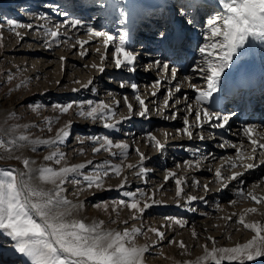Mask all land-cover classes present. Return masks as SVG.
I'll return each mask as SVG.
<instances>
[{
	"label": "rangeland",
	"instance_id": "1",
	"mask_svg": "<svg viewBox=\"0 0 264 264\" xmlns=\"http://www.w3.org/2000/svg\"><path fill=\"white\" fill-rule=\"evenodd\" d=\"M59 1H61L59 4L52 6L49 2L53 1L49 0H0V141L4 142V145L0 146V169L23 170L22 159L24 158L34 161V168L45 164L59 167L54 162L44 160V157L57 147L65 153L67 161L72 164L88 160H92L94 164L106 160L118 164L123 159L124 165H138L135 168L125 166L121 176L110 174L104 180L105 187L103 189H87L83 182L81 185L68 183L65 185L64 194L73 203H82L83 206L78 210V216L85 219L86 222L103 220L105 227L121 231L125 227L141 228L146 235L137 236L136 243L138 245L146 244L149 247V252L145 254L146 264H184V261H194L204 254L203 245L207 244L209 250L213 247L209 237L215 239L216 247H232L236 243H245L251 239L254 233L236 221L246 209L255 207L258 211L248 213L245 217L246 222L264 224V203L256 204L245 195L252 189L254 191L256 189L257 192L264 190V181H262L264 180V164L257 165L260 167L259 170L263 171L259 178L250 179L241 186L245 191L243 197L239 196L236 199V195L233 194V190H236L239 185L235 182L236 180L224 181L227 184V187H223L225 188L224 192L227 193L224 198L216 194L210 195L222 188L220 187L221 181L214 176L219 160L215 159V164H209L207 174L191 172L196 170L195 162L203 157L208 149L219 147L220 141L209 140L213 137V130L199 128L195 125V116L188 115L186 103L183 104L184 106H179L186 99H180L181 103L177 104L176 102L179 100L173 94L169 101L171 107L166 111L164 99L168 92L167 86L169 83L172 84H169L170 89L174 90L176 85L172 83L173 79L168 83V79L171 77L170 71L169 73L163 72L162 67L156 64L159 61L157 57L146 56L157 52L158 43L153 45V49L147 46V50H132L137 56L134 64L135 72L115 66L113 59L115 45L110 44L106 50L102 37L92 36V41H89L88 44L83 47L77 45V38L87 40L84 39L86 33L80 27L76 29L62 27L61 33L67 32V36L61 35L60 42L57 43L44 35L45 28L62 23L65 20L62 13L75 12V9L65 8L68 6L67 0ZM118 1L83 0L73 3L72 6L78 10H83L85 6H95L94 13L89 15L90 18L85 17V19L89 23H93L91 28L96 31L110 32L118 43L122 29H124L122 19L129 20L128 15L126 16V9L118 7ZM97 2L101 4L99 5ZM27 3L29 4L28 9L24 10L20 5ZM173 6H175L174 3ZM116 7L120 8L119 14L114 12ZM176 13L178 10H175ZM161 14L162 11L158 10L154 16L161 19ZM205 16L208 15L201 14L203 19ZM41 17L44 18L41 19ZM186 19L187 17L184 18V21ZM9 20H16L22 24L30 23L34 27L32 29H16L21 33V36L18 37L10 29ZM160 21L157 20V23ZM202 24L204 25V21ZM159 30L162 31L163 28L161 27ZM201 35L203 37V33ZM153 41L159 42V39H153ZM49 43L52 44L51 48L47 46ZM204 43V39H201L195 46L192 43L189 49L193 52L187 53L188 56L185 58L183 52L180 53L179 61L185 60L183 69H187L184 74L194 72L193 68L198 66V63H194L198 59L194 51L199 52V46ZM72 45H76V47ZM96 49H100V51L97 52ZM85 50L86 55L81 56L80 53ZM102 55L107 57L103 62H101ZM61 57L64 59L61 60ZM149 59L151 60V62L149 61L150 65L146 68L145 62H148ZM137 61H142V63H137ZM93 64H102L104 71L100 72L98 68L92 67ZM169 67L171 69L172 65L169 64ZM176 69L178 70L177 67ZM9 76L12 77L11 80H9ZM146 78H149L148 82ZM157 79L161 80L158 90L154 87ZM89 80L92 81L89 87L82 88L81 85L88 83ZM132 84L137 85L135 90L131 87ZM179 87L180 91L185 89L182 83ZM72 89L79 90L72 91ZM154 91L156 94L152 95ZM185 92L187 91H182L178 96L181 98ZM137 93L144 99L145 105L149 109L145 117L135 114L140 111V105L135 100ZM125 97L128 98V103L133 105V114L129 119L121 120V117L129 116L127 105L124 102ZM88 99L96 102L104 101L112 107L115 112L114 119L120 121L117 130L103 128V122L100 120L94 122L90 118L85 119L79 116L76 109L70 110L67 114H60L53 108V105L57 103L73 100L79 102ZM37 104L41 107L38 111H34L31 106ZM174 107H177V118L171 119L170 117L175 111ZM232 108L229 106V109ZM186 115H188V119H193L191 121L193 125L191 128L193 142L191 144L181 142L187 139V135L182 132L178 133L179 129L184 128L183 120ZM57 116L59 120L53 122L52 131L49 132L45 126V119ZM69 121H71L69 135L61 144L37 146L34 151L31 144L18 140L21 134H30L32 139L37 137L47 139L50 136H55L56 130ZM17 125H29V127L27 129L17 128ZM209 125L207 124V127ZM199 130H203L201 135L204 136V143L195 142L200 139ZM149 132L155 135L167 148L158 152L148 140L147 133ZM102 135H109L114 142L123 141L129 144L127 157L112 156L111 153L103 150L93 153L92 149L97 145L91 137ZM12 140H16V143L10 144L9 141ZM171 141L177 142L168 144ZM136 149H139V152L146 157L142 164ZM113 151L118 152L119 150L113 149ZM229 153H233L234 156L236 154L234 150ZM259 155L258 153L256 159L251 162L257 164ZM17 156L21 159H16ZM155 157L157 160L149 162ZM185 161L192 162V166L185 164ZM244 162L246 163V161ZM239 163L238 161L237 164L239 165ZM207 164L208 162H205L202 165ZM141 168L147 169V171L140 174ZM230 169L232 168L228 167L225 170L224 177L230 176ZM235 169L240 171L243 168L237 166ZM83 171L88 174L93 171V166H87ZM170 171L175 172L178 178L183 179L181 186L184 191L180 197L176 196L175 179L165 180V176ZM203 177L208 178L205 179L207 181H203ZM125 179L127 182L124 187L118 188L117 186ZM197 182L199 183L197 184ZM204 185H208L207 191H205ZM44 186L51 187V185ZM137 189L143 190L148 195L154 193L153 198L161 203L152 205L143 214H138L137 219L130 218L131 210L127 208L119 210L117 219V212L113 211L111 206L107 211L95 207L102 201L111 204L112 201L124 198L123 191H136ZM188 196H196L198 199L188 202ZM214 201L217 202V205L213 203ZM232 201L235 203H231ZM172 205L174 207L169 209ZM158 208L165 209L159 211ZM157 210L158 212H156ZM229 216L232 217L231 220L227 219ZM171 217L182 219L186 223L181 227L167 219ZM112 220H117V223H112ZM121 221H127V224ZM151 228H157L163 232L164 238L160 239L156 233L150 231ZM193 230L196 232V236L192 235ZM170 241L176 243H170ZM180 241L184 242L185 249L179 247ZM13 244L11 238L4 236L0 231V264H30L26 257L22 258L16 252ZM263 259L264 257H259L254 261L246 262V264H262ZM223 264H228V262L225 261Z\"/></svg>",
	"mask_w": 264,
	"mask_h": 264
},
{
	"label": "snow or ice",
	"instance_id": "2",
	"mask_svg": "<svg viewBox=\"0 0 264 264\" xmlns=\"http://www.w3.org/2000/svg\"><path fill=\"white\" fill-rule=\"evenodd\" d=\"M220 11L208 18L205 24V32L203 38L205 43L199 46V52L203 56L202 65L193 68V71L200 74L206 81L205 88H199L192 84L191 78L186 77L189 81V87L196 90L198 93L196 97V105L189 104L187 106L188 115L195 116V125L202 126V121L205 123L212 121H220L211 126L215 128L225 127L230 115H221L219 112L211 111L204 106V102L213 96V93L218 92L222 75L230 68L235 59H239L242 55V50L249 42V38L264 41V0H217ZM67 16L68 13H62ZM178 15L184 21L185 13L183 8L178 10ZM44 17H41L43 19ZM203 20V17H201ZM187 24H192V20L184 21ZM81 19H65L62 23L54 27H48L44 30V35L50 37L52 40L59 43L61 35L67 36V32L61 33L62 27L76 29L82 25ZM10 29L19 37L21 33L16 31L18 28L32 29V24H22L16 20H9ZM43 27V26H41ZM89 39L92 36L102 37L103 45L107 50L108 46L115 45L113 51V59L117 68H127L129 72H135L134 66L137 59L136 54L125 46L127 33L120 36L119 42L110 33L105 31H96L89 27ZM160 36L167 40L169 34L161 32ZM177 41H183L186 37L181 33L175 36ZM89 40H80L77 38V45L83 47L88 44ZM49 48L52 44H47ZM76 47V45H72ZM97 52L100 49H96ZM81 56L86 55V50L82 51ZM107 57L102 55L101 62ZM64 57H61L63 60ZM164 73H169L174 80L177 76V69L169 67L167 62L161 64ZM92 67L98 68L100 72L104 71L101 65L93 64ZM12 77L9 76V80ZM79 83V82H77ZM92 83L91 80L86 84H82V88H88ZM161 85V80L155 81L154 87L158 90ZM123 87V85H121ZM131 87L135 90L136 84ZM79 89H72L78 91ZM180 87L175 88V92H179ZM155 91L152 95H155ZM173 89L168 90L167 97L164 100V107H171L169 101L172 99ZM135 100L140 105V111L135 113L141 117H145L149 109L145 105L144 99L137 93ZM127 105L129 116L121 117V120H127L133 114V105L128 103V98H124ZM119 103L118 101L116 102ZM180 104L181 101H177ZM34 111H38L41 105L31 106ZM54 110L60 114H67L70 110L76 109L77 114L85 119L90 118L92 121L100 120L103 122V128L110 130H117V125L120 121L114 119L115 112L112 107L104 101H93L91 99L83 101H69L66 103H57L53 105ZM188 115L184 117V128L179 129L178 133L182 132L187 135L189 139L192 138L191 131L192 123L188 119ZM171 119L177 118V112L174 111ZM59 117L46 118L45 126L49 132L52 131V124L58 121ZM111 121V122H110ZM71 121L56 130L55 136H50L47 139L37 137L32 139L30 134H21L18 137L19 141H26L36 150L37 146H55L63 143L69 135V128ZM17 128L23 127L27 129L29 125H17ZM243 134L250 142V150L247 155H244L241 148L237 145H232L237 148V156L235 160L231 157L227 158L225 163L232 168L237 166L242 167L245 171L257 167L256 163L244 161H254L257 156L258 149L261 157H264V134L256 130V126L246 124L243 128ZM167 135V134H166ZM147 137L151 145L158 151H163L165 144L161 143L159 139L151 132L147 133ZM91 139L96 143V147L92 149L93 153L100 151H108L112 156H119L126 158L128 155L129 144L118 141L114 142L109 135L93 136ZM200 139H204L200 136ZM10 144H15L16 140L9 141ZM4 142L0 141V146ZM224 146V145H221ZM113 149L119 150L118 152ZM140 156V163L146 159L143 153L136 149ZM83 152V149H81ZM16 159H21L17 156ZM45 161L54 162L59 167H53L49 164L41 165L34 168V161L28 158L22 159L24 166L23 170L15 168L0 169V231L6 237H10L14 242L13 247L16 252L22 254L30 264H146L145 254L149 252L148 245H138L136 237L139 235H146L139 227L128 228L125 227L122 231L115 228H107L104 226L103 220H92L86 222L85 219L78 216V210L82 208V203H73L69 200L65 193V185L68 183L81 185L86 184L87 189H103L105 187L104 180L110 174L121 176L124 167L135 168L138 165L127 164L124 165L123 159L121 163L113 164L110 161H103L102 163L94 164L92 160L83 163L72 164L66 159L65 153L61 152L59 148H55L44 157ZM239 161V165L237 164ZM264 164V159L260 160ZM185 164L192 166V162L185 161ZM199 166V162H195ZM87 166H93V171L88 174L84 173ZM222 167H218L215 171L216 178L221 181L222 187H227L225 180H237L243 176V172L234 171L230 176L224 177L222 174ZM147 169L141 168L140 174H143ZM175 179L176 196L180 197L184 191L181 186L182 178H178L175 172H168L165 180ZM126 179L122 180L118 188H123ZM199 182H197L198 184ZM44 185H51L45 187ZM205 191L208 190V185H204ZM83 190V189H81ZM243 191V190H241ZM248 198L256 204L264 203V196L256 194L254 191H248L245 194ZM124 198L109 202H100L95 205L96 208H103L105 211L111 206L113 211L117 212V219L119 218V210L127 208L131 210V219H137L138 214H143L146 209L152 205L161 203L155 200L154 193L146 194L143 190L123 191ZM198 199L196 196H188L187 201L191 202ZM231 203H235L232 201ZM257 208L246 209L240 214L237 223L243 225L245 229H250L254 235L245 243H236L232 247H216L215 239L209 237L212 241L213 247L208 249L207 244L203 245L204 254L194 261H184V264H223L227 261L228 264H246V262L254 261L259 257H264V224L260 222H246V215L248 213L257 212ZM235 215V214H234ZM172 220L175 224L184 226L186 223L182 219L175 217L167 218ZM227 219L231 220L229 216ZM112 223H117V220H112ZM127 224V221H121ZM151 232L156 233L160 238H164V233L157 228H151ZM193 236L196 232L193 230ZM170 243H176L170 241ZM179 247L185 249L186 246L183 241L179 242Z\"/></svg>",
	"mask_w": 264,
	"mask_h": 264
},
{
	"label": "bare ground",
	"instance_id": "3",
	"mask_svg": "<svg viewBox=\"0 0 264 264\" xmlns=\"http://www.w3.org/2000/svg\"><path fill=\"white\" fill-rule=\"evenodd\" d=\"M49 1H53V2H49L50 5H52V6H55V5H57V3L59 4L61 2L59 0H49ZM79 1H83V0H69V1L67 0L68 6H66L65 8H67L69 10H70V8L75 9V12L69 11V12H67L68 15L65 17L63 16V18L69 19V20L81 19L83 23L81 26H78V27L82 28V30L86 33L85 37H89L88 28L91 27V25L93 23L92 24L89 23L88 20L85 19V17L90 18L89 15L94 13L93 9H95L96 7L95 6L93 7L92 5H90V6H85L83 10H78L76 7H73L72 4L77 3ZM164 1H165V3H164V8H163V7H161L162 6V3H160L161 0H119L118 1L119 2L118 7L125 8L126 9V16L128 15L127 18H129V20H126V21L124 18L122 19V22H123L122 27L124 28V29H122L123 30L122 35L125 32L128 34L126 37V40H125V46L131 51L133 49L134 50L135 49L136 50H139V49L147 50V46L153 49V45H155V44L157 45V43H158L157 52L155 54H150V55H146V56H148L149 58H151V56L157 57L159 59V61H161L162 63L167 62V63L172 65V68H176V67L178 68L177 76L172 82V83H174V85H176V86H174L173 94L175 97L178 98L179 101H180V99H186V101H184V103L180 104L179 106H181L183 104L185 105V103H186V109H187V106L189 104H192L194 106L196 105V97H197L198 93L196 92L195 89L188 86L189 81L186 80L185 78L190 77L191 78L190 82L192 84H195L199 88H205L206 87V81L200 74H198L196 72H189L188 74H184L187 69L186 68L183 69V66L185 65V60L183 62L179 61V57L181 56L180 53L183 52V55L185 58L186 56H188L187 53L193 52L189 49L190 45H192V43H193V45L195 46L201 39H204L202 37L201 33L205 32V24H206L208 18L215 15V13L220 11V9L218 7L217 0H164ZM173 3L175 6H173ZM98 4L100 5L101 3H98ZM98 4H97V6H98ZM28 5L29 4L27 3V4H21L20 6L24 10H26V9H28V7H27ZM118 7H116V9L114 11L116 14H119V12H120V8H118ZM98 8H100V7H98ZM181 8H183V11L185 13L184 18L187 17L186 20L190 19L193 22H192V24H183L179 27L181 29H185L186 32H185V30L180 31V30H178L179 29L178 28V29H176L177 31L175 33H173V35L171 36L170 32L173 28L172 27L167 28V26H166L167 22H169V20H170V16H171L170 11L172 10V15L175 18V10H179ZM158 10L162 11V14H161L162 18L161 19L157 18L158 16H154L155 12H157ZM145 11H146V14L143 16L142 20L140 19V23L137 22V19L139 18V13L145 12ZM203 12L206 13V15H208V16H205L204 19L202 20L201 14L203 15L204 14ZM134 16H135L134 25L137 26V31L135 29L136 32L135 31L130 32L129 26H130ZM153 16L155 17L154 19H153ZM176 18L181 20L178 13L176 15ZM157 20H161V21L159 23H157ZM203 21H204V25L202 24ZM161 27H163L162 31L159 30V29H161ZM161 32L168 33L169 39H167V40L163 39L160 36ZM181 32L186 37V39L183 41H177L175 39V36L177 33H181ZM152 34H154V35H152ZM85 37H84V39H87L90 42L92 41V39L85 38ZM153 39H159V42H155V41H153ZM183 50H185V51H183ZM194 54H197L196 56L198 58L196 61H194V63H196V64L198 63L197 65H202V61L204 59L202 54L200 52H195V51H194ZM138 61H137V63H142V61H140V62H138ZM149 61L151 62L150 59L148 60V62H145L146 68H148V66L150 65ZM153 61L155 62L156 60H153ZM78 62H80V61H78ZM152 66H155V65H152ZM241 72H246L247 75L249 77H251L252 82H254L252 77H255L258 81H261L258 89H262V87H264V41L249 38V42L245 45V49L242 50V55L240 56V58L235 59L234 63L232 65H230V68L228 70H226L224 75H222L218 92L213 93V96L204 102V106L208 107L211 111L219 112V113H221V115H230L231 119L229 120L228 124L223 128H215V127L211 126L214 123H219L218 121H212V122H208V123H205L202 121V126H200L199 128H209L210 131L213 130V132H214L213 137H211V139H209V140L220 141V144H218L220 146L219 147H212V150H211V148L208 149L207 152L204 153L203 157L199 158V160H198L199 166L196 167V170L192 171L191 173H198L199 172L198 174H201V173L207 174V172H209L208 171L209 164H211V165L215 164V159H217V160H219V162L216 164L217 166L215 169H217L218 167H221V165H224V167H222V169H221L222 174H224L225 170L228 167H231L230 165H227L225 163V161L229 157H231L235 160V157L237 156V148H241V146H242L241 151L243 152L244 155H247L248 151L250 150V142L248 141L247 137H245L243 134V128L246 124L255 125L256 130L259 133L264 134V90L261 93H259L258 89L255 87L253 89H250V91H249L248 100L251 103L255 102L256 111L252 110L251 113L245 114L241 111V109L239 107L229 109V105L234 107L236 104H234V103L231 104L232 97L234 96V94L229 89L228 85L231 84V82H232L231 80H233L235 78V76H237ZM171 79H172L171 77L168 79V83L170 82ZM175 80H177V81H175ZM146 81L148 82L149 78H146ZM181 83H182V86H184V88H185L184 90H186L187 92H185L183 94V96L180 98V96H178V95H180L182 93V91H184V90L179 91V92H175V88L177 86H179ZM169 84L167 86L168 90L171 88L170 85H172V84H170V85ZM167 94H168V92H167ZM166 97H167V95H166ZM227 104H228V106H227ZM168 108H166V111H168ZM174 108L176 111L177 107H174ZM192 120L193 119H189L190 122ZM207 124H210L209 127H207ZM202 131L203 130H199L198 136L203 135V134L201 135ZM203 141H204V139H199V141H195V142H203ZM176 142L177 141H171V143H168V144H173ZM181 142H186V144H191V142H193V141L191 139H189L187 136V139H185ZM201 145H204V144H201ZM221 145H224V146H221ZM232 145H237V148H233ZM165 148H167V147H165ZM165 148H164V150H165ZM202 148H204V147L202 146ZM232 150H234V152H236L235 156L233 155V153L232 154L229 153V151H232ZM258 151H259V149H258ZM258 151H257V154L259 153ZM205 156H206V159H204ZM261 159H263V157H261L259 155V158L257 161V165L259 164V166L262 165L260 163ZM155 160H157L156 157L150 159L149 162L150 161L154 162ZM173 160L176 161V159H173ZM204 161L208 162V164L203 166L202 164L205 163ZM247 162H251V161H246V163ZM237 163H238V161H237ZM256 169H257V171H256ZM259 169H260V167H255V168L249 169L247 171H245L244 169H242L240 171H239V169H235V168L230 169L231 173L234 171L244 173L242 177L238 178L235 181V182L239 183L238 188L236 190H233V194L236 195V199L239 198V196L244 195L245 191L242 189L241 186L245 185L246 182L250 179H256V178L260 177V175L263 171H261ZM214 176L216 178L215 174H214ZM203 178H204L203 181L205 179H208L205 177H203ZM205 181H207V180H205ZM262 181H264V180H262ZM220 187H222V186H220ZM241 190H243V191H241ZM224 191H225V188L222 187V188H220V190L218 192L211 193L210 195L216 194L219 197L224 198V196L227 195V193H225ZM251 191H254V190L252 189ZM263 191L264 190L258 191L259 192L258 193L257 190L255 189L254 192L258 195L264 196ZM213 203L215 205H217V202L214 201ZM173 205H176V204H173ZM173 205L169 209L173 208L174 207ZM158 209L160 211V210H164L165 208H158ZM156 212H158V210ZM20 256L22 258H24V256L22 254H20ZM262 264H264V259L262 261Z\"/></svg>",
	"mask_w": 264,
	"mask_h": 264
}]
</instances>
